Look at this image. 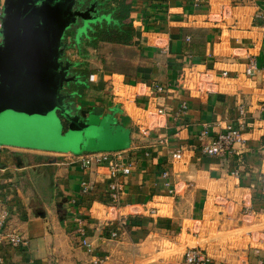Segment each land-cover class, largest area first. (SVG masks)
Returning <instances> with one entry per match:
<instances>
[{"label":"crops","instance_id":"1","mask_svg":"<svg viewBox=\"0 0 264 264\" xmlns=\"http://www.w3.org/2000/svg\"><path fill=\"white\" fill-rule=\"evenodd\" d=\"M263 10L264 0H131L123 48L133 55L110 43L82 54L83 34L69 37L64 56L86 74L74 104L85 112L102 106L128 136L111 149L79 152L0 145L11 149L0 165V187L14 186L11 227L27 239L5 246L4 264H133L160 241L177 252L147 264H185V249L196 245L211 255L208 264H264V195L256 197L264 174V24L256 17ZM250 58L259 67L247 75ZM116 59L130 67L118 69ZM228 123L242 127L244 144L224 156L202 152ZM94 150H123L131 171L110 174L77 160ZM83 179L90 193L81 191ZM112 180L120 207L108 215L100 202ZM76 215L93 252L80 244ZM109 216L119 217L107 225ZM111 226L117 238L108 237ZM217 232L234 234L209 239ZM97 255L106 257L95 263Z\"/></svg>","mask_w":264,"mask_h":264},{"label":"water","instance_id":"2","mask_svg":"<svg viewBox=\"0 0 264 264\" xmlns=\"http://www.w3.org/2000/svg\"><path fill=\"white\" fill-rule=\"evenodd\" d=\"M3 0L0 26V145L47 150L111 149L128 130L103 107L85 112L64 88L76 81L65 58L75 37L110 17L98 0ZM84 113H82V112ZM0 165L2 163L0 162Z\"/></svg>","mask_w":264,"mask_h":264},{"label":"built area","instance_id":"3","mask_svg":"<svg viewBox=\"0 0 264 264\" xmlns=\"http://www.w3.org/2000/svg\"><path fill=\"white\" fill-rule=\"evenodd\" d=\"M2 7L3 0H0V26ZM256 17H260L264 24V10L258 12ZM258 67L259 66L255 58H250L247 66L245 67V73L247 75H251L258 70ZM90 78H92V75H90ZM160 88L161 86H158V89ZM185 108L186 104L183 103L181 109L184 110ZM157 112L161 114L163 109L158 108ZM205 133L206 129L201 132V135L203 136ZM244 141L245 137L242 132V127L228 123L221 131L217 132L213 138L204 142L201 149L202 152L206 154L224 156L235 152L238 147H241L244 144ZM181 155L182 152L180 149L173 153L175 158H180ZM76 156L77 160H79L84 166H90L92 164L106 166L110 174H115L116 172L129 173L131 171V162L129 159H126L123 150H94L82 152ZM234 173L237 174V171L235 170ZM163 175L166 176L167 171H163ZM166 184L169 183L166 182ZM12 189L14 190V186L12 184L6 185V187H0V264H4L5 261L3 250L6 245L10 247H20L26 245L27 242L23 232H21L17 227H11V219L15 215L16 204L11 203L10 200L13 196H8L7 190L12 191ZM260 190L262 194H264V174L260 177ZM81 191L83 193H90L92 191V185L87 179L82 180ZM105 195V200L100 203L107 207L106 214H114L120 207V205H118V182L116 180L108 182ZM153 211L154 209H151V212ZM117 217L119 216H115L114 218L111 216L105 217L103 218V222L108 225V221L118 219ZM121 219L123 224L127 223V218ZM74 220L76 221L75 231L78 235L80 244L84 246L87 251L93 252L94 244L87 237L86 227L83 224L82 218L80 215H76ZM118 234L119 230L117 227H109V238H117ZM105 257V255H97L94 262L100 263ZM210 260L211 255L208 253L207 249L202 246H189L184 251L183 261L185 264H208Z\"/></svg>","mask_w":264,"mask_h":264},{"label":"trees","instance_id":"4","mask_svg":"<svg viewBox=\"0 0 264 264\" xmlns=\"http://www.w3.org/2000/svg\"><path fill=\"white\" fill-rule=\"evenodd\" d=\"M105 12L110 14L108 19H103L100 22L92 24L86 31H82V39L79 41L78 49L82 54L86 53V46H91L98 50L104 43H110L112 46H119L122 48L121 54L133 55L132 51L124 49V45L128 44V39L132 36V30L126 27L124 19L128 16L131 9V0H98ZM75 35V31L69 29L65 34L67 37ZM117 58V57H116ZM118 69L130 67V62L122 59H116ZM104 66H108L104 60ZM114 68V65H111ZM257 199H262L263 195L260 186L256 190Z\"/></svg>","mask_w":264,"mask_h":264},{"label":"rangeland","instance_id":"5","mask_svg":"<svg viewBox=\"0 0 264 264\" xmlns=\"http://www.w3.org/2000/svg\"><path fill=\"white\" fill-rule=\"evenodd\" d=\"M68 39H69L68 37H67V39H65V41L67 43H69ZM10 150L11 149L7 148L6 146L0 147V162L2 164L7 161L6 154L11 152ZM229 234H234V233H218L217 232V233L212 234L209 239H220L222 242H225V238H232L233 237L232 235L230 236ZM199 242H201V241H199ZM190 244H196V243L191 242ZM170 248L171 247L168 245V242L162 243L160 241V242H158L157 247L149 255L144 256V257L141 256L133 264H147L150 262L162 263L164 261H167L168 257L171 254H174L175 252H177L176 249H174V248L170 249ZM180 249H183V247H181Z\"/></svg>","mask_w":264,"mask_h":264},{"label":"flooded vegetation","instance_id":"6","mask_svg":"<svg viewBox=\"0 0 264 264\" xmlns=\"http://www.w3.org/2000/svg\"><path fill=\"white\" fill-rule=\"evenodd\" d=\"M84 2L80 4V6H84L87 4V0H83ZM98 8H100L101 13L105 12V8L103 7V5L99 2L98 4ZM71 30L76 31V26H72ZM82 34V33H80ZM75 36V35H74ZM83 68L79 67V66H72L71 68V72L75 75L76 81L72 82L70 84V86H67L64 88V91H70L73 92L76 90L77 86H80L81 84L84 83L85 78H86V74L85 72L82 70Z\"/></svg>","mask_w":264,"mask_h":264}]
</instances>
